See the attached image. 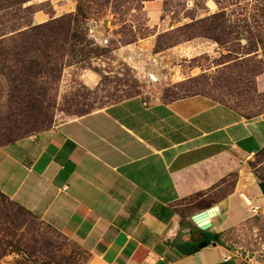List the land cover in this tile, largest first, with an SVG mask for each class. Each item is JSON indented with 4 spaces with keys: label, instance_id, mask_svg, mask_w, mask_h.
Masks as SVG:
<instances>
[{
    "label": "crops",
    "instance_id": "0c3cea01",
    "mask_svg": "<svg viewBox=\"0 0 264 264\" xmlns=\"http://www.w3.org/2000/svg\"><path fill=\"white\" fill-rule=\"evenodd\" d=\"M57 18L37 12L34 24ZM133 44L112 54L136 78ZM230 64L184 74L179 62L170 70L180 78L166 85L177 90ZM255 88L264 94V73ZM261 182L264 112L246 115L232 99L201 92L137 94L0 147V192L76 242L87 264H264ZM215 209L201 230L193 217ZM211 235L219 242L205 241Z\"/></svg>",
    "mask_w": 264,
    "mask_h": 264
},
{
    "label": "rangeland",
    "instance_id": "374dc122",
    "mask_svg": "<svg viewBox=\"0 0 264 264\" xmlns=\"http://www.w3.org/2000/svg\"><path fill=\"white\" fill-rule=\"evenodd\" d=\"M155 5L159 11L150 16L147 7ZM221 8L227 15L214 16ZM263 10L264 0H0V145L137 94L170 100L201 92L232 99L246 115L263 113L264 94L255 88L256 75L264 73ZM37 12L59 18L32 32L39 37L59 29L66 43L62 51H51L53 59L43 48L21 53L15 38L37 25ZM133 42L136 78L112 54ZM238 58L180 89L166 85L180 78L170 70L179 62L186 74L194 65L208 70ZM96 73L102 79L90 88ZM34 96L36 102L26 104ZM88 261L76 242L0 192V264Z\"/></svg>",
    "mask_w": 264,
    "mask_h": 264
},
{
    "label": "trees",
    "instance_id": "16d2710c",
    "mask_svg": "<svg viewBox=\"0 0 264 264\" xmlns=\"http://www.w3.org/2000/svg\"><path fill=\"white\" fill-rule=\"evenodd\" d=\"M226 10L227 8H221V11H218L217 13L214 14V16H226ZM263 13H264V10H263ZM57 20H59V18L55 19V20H52V21H49L47 23H51V22H57ZM47 23H44V24H40V25H36V26H33L32 28L30 29H27V30H23L19 33H17V35H15V38H18V42H19V48L21 49V53H29L31 51V49L33 51H35L36 49H40V48H43L44 50H46L47 52V55L48 57L47 58H51L53 59V56H52V52L51 51H57V52H60L63 50V46L61 43H66V39H63V37L61 36L60 32H59V29L53 31V30H47L46 34H43L42 32L40 33V36L37 37V36H34L32 34V32L34 31H41L43 30V28H45L47 25ZM31 30V31H30ZM14 37V36H13ZM12 37V38H13ZM37 40L36 42H31L32 40ZM219 44V41L217 42ZM18 51V48L17 50ZM231 55V52H229ZM228 55V54H227ZM252 57L251 54H249V56H247L245 59L247 58H250ZM239 59L241 58H238V59H234V60H231V61H226V62H230L231 64L234 62H237V61H240ZM244 59V58H243ZM242 60V59H241ZM262 73V72H261ZM260 73H258L259 75ZM257 76V75H256ZM46 91L42 90V93L38 92L37 93V97L38 96H41L42 94H45ZM35 96H34V99L31 100V102H27L26 104H28L29 106H32L36 100H35ZM121 100V99H120ZM117 102V101H116ZM90 113V112H89ZM87 114V113H85ZM84 115V114H83ZM43 131V130H42ZM26 137V136H25ZM24 137H21V138H18V139H8L7 143L3 144V145H0V147H3L5 145H8V144H11V143H14L15 141H18L19 139H22ZM1 194L8 198L6 195H4L2 192ZM9 199V198H8ZM10 200V199H9ZM13 202V201H12ZM15 203V202H14ZM17 204V203H15ZM18 205V204H17ZM21 209H23L24 211H26L27 213L31 214L30 212H28L26 209H24L23 207H21L20 205H18ZM32 215V214H31ZM211 239L219 242V236L218 235H211L209 239L205 240V241H208L209 243L211 242ZM186 245L183 244V245H178L179 248L182 249H185ZM198 249L197 246H195L194 249L188 251L189 254H192V253H195L196 250Z\"/></svg>",
    "mask_w": 264,
    "mask_h": 264
},
{
    "label": "water",
    "instance_id": "95a60500",
    "mask_svg": "<svg viewBox=\"0 0 264 264\" xmlns=\"http://www.w3.org/2000/svg\"><path fill=\"white\" fill-rule=\"evenodd\" d=\"M151 77L153 78V75H151ZM259 187L262 193L264 194V182H261L259 184ZM216 211L217 210L215 209L213 211L206 210L201 213H198L193 217V221L199 226L201 230H208L209 228H211L210 216L212 215V213H215ZM207 245H208L207 242H202L199 244V248L202 249Z\"/></svg>",
    "mask_w": 264,
    "mask_h": 264
},
{
    "label": "built area",
    "instance_id": "2783aa9c",
    "mask_svg": "<svg viewBox=\"0 0 264 264\" xmlns=\"http://www.w3.org/2000/svg\"><path fill=\"white\" fill-rule=\"evenodd\" d=\"M249 207L252 209L251 211H252V213H253L254 215L258 214V211L260 210V207H259L258 205H255V206H254V205H252V204H249ZM229 259H231L230 256L226 258V260H229Z\"/></svg>",
    "mask_w": 264,
    "mask_h": 264
},
{
    "label": "bare ground",
    "instance_id": "6f19581e",
    "mask_svg": "<svg viewBox=\"0 0 264 264\" xmlns=\"http://www.w3.org/2000/svg\"><path fill=\"white\" fill-rule=\"evenodd\" d=\"M153 79H156V78L153 76Z\"/></svg>",
    "mask_w": 264,
    "mask_h": 264
}]
</instances>
